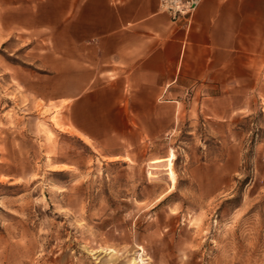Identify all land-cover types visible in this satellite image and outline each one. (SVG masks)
<instances>
[{"label":"rangeland","instance_id":"obj_1","mask_svg":"<svg viewBox=\"0 0 264 264\" xmlns=\"http://www.w3.org/2000/svg\"><path fill=\"white\" fill-rule=\"evenodd\" d=\"M68 4L0 0V264H264L259 100L223 120L187 96L171 129L107 136L59 95Z\"/></svg>","mask_w":264,"mask_h":264},{"label":"crops","instance_id":"obj_2","mask_svg":"<svg viewBox=\"0 0 264 264\" xmlns=\"http://www.w3.org/2000/svg\"><path fill=\"white\" fill-rule=\"evenodd\" d=\"M66 1L57 48L75 59L59 95L83 120L98 114L107 136L171 129L187 96L223 120L252 112L255 100L264 112V0H201L188 25L172 23L158 0ZM79 118L75 132L88 142L96 135Z\"/></svg>","mask_w":264,"mask_h":264},{"label":"built area","instance_id":"obj_3","mask_svg":"<svg viewBox=\"0 0 264 264\" xmlns=\"http://www.w3.org/2000/svg\"><path fill=\"white\" fill-rule=\"evenodd\" d=\"M201 0H158L161 12L168 15L172 23L188 25Z\"/></svg>","mask_w":264,"mask_h":264},{"label":"bare ground","instance_id":"obj_4","mask_svg":"<svg viewBox=\"0 0 264 264\" xmlns=\"http://www.w3.org/2000/svg\"><path fill=\"white\" fill-rule=\"evenodd\" d=\"M171 150V149H170ZM174 158V152L171 150L169 152V154L165 157H158L156 161H154L153 163H151L152 166L151 169H156L158 166L163 167L164 165V170L166 171V175L168 176L169 181L170 180H174V171H173V167H172V160ZM149 165V164H148ZM148 169V168H147ZM159 169V167H158ZM160 170V169H159ZM150 171V170H149ZM158 171V170H157ZM156 172V171H155ZM152 173V172H151ZM164 173V171H163ZM150 174V173H149ZM157 174V173H156ZM159 174V173H158ZM165 175V173L163 174ZM152 178V177H151ZM160 178V177H159ZM162 179V177H161ZM166 179V178H165ZM167 181V180H166ZM169 184V183H168ZM143 260V259H142ZM133 262H135V259H133ZM138 263V262H137Z\"/></svg>","mask_w":264,"mask_h":264}]
</instances>
